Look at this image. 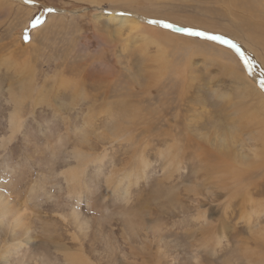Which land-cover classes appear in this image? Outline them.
Instances as JSON below:
<instances>
[{
	"label": "rangeland",
	"instance_id": "rangeland-1",
	"mask_svg": "<svg viewBox=\"0 0 264 264\" xmlns=\"http://www.w3.org/2000/svg\"><path fill=\"white\" fill-rule=\"evenodd\" d=\"M151 1L0 0V264H263V90L150 21L262 81L264 0Z\"/></svg>",
	"mask_w": 264,
	"mask_h": 264
},
{
	"label": "bare ground",
	"instance_id": "bare-ground-1",
	"mask_svg": "<svg viewBox=\"0 0 264 264\" xmlns=\"http://www.w3.org/2000/svg\"><path fill=\"white\" fill-rule=\"evenodd\" d=\"M109 1H112V2H119V0H109ZM126 2L127 3V5L129 4V5H132V6H134V4H137L138 3V0H120V2ZM146 2H149V1H151V0H145ZM218 3L220 2L221 4H224L225 2H227L228 4H230L233 8H240V9H242V10H246V9H253V6L251 5V4H249L248 2H246L245 0H216ZM102 2H104V1H101V4H102ZM152 2V1H151ZM224 2V3H223ZM91 3H92V5H99L100 4V2H99V0H91ZM106 3V2H105ZM116 4V3H115ZM227 4V5H228ZM100 7V6H99ZM1 8V7H0ZM97 8V7H96ZM127 8V7H126ZM115 10V9H114ZM228 10V9H227ZM229 11H231L230 9H229ZM233 11V10H232ZM238 12V11H237ZM114 13V12H113ZM133 13V12H132ZM241 13H242V11H241ZM240 13V14H241ZM233 14H235V13H233ZM232 14V15H233ZM262 16H260V18H261ZM127 18V17H126ZM125 18V20L123 21V25H126V27H127V25L129 26L128 28H130V30H136V31H138V29H142V27H143V29L145 28V29H149L150 31H154V30H156V29H151V28H148V27H144V25H141V24H143V23H141L140 22V20L138 21L137 19V21H135V19L134 20H132L131 19V21H129L128 19H126ZM138 18V17H137ZM156 19V18H155ZM162 20V19H161ZM155 26V25H154ZM155 27H157V26H155ZM154 27V28H155ZM235 27V26H234ZM172 29V28H171ZM172 30H174V29H172ZM174 31H176V30H174ZM176 32H178V31H176ZM181 32V31H180ZM170 35V34H169ZM169 35H168V37H169ZM178 37V36H177ZM174 38V37H173ZM169 41V40H168ZM165 42H166V40H165ZM179 42H177V44H178ZM184 45V44H183ZM211 45H212V43H211ZM227 46V45H226ZM158 48V47H157ZM227 48H229L228 46H227ZM231 48H229V50H230ZM240 49H241V52L244 54V56H246L247 58H248V60H249V63H245V60L244 59H242L241 58V56H240V54H238L234 49H231L230 50V54L231 55H233L234 57H236L237 55H234L235 53L236 54H238L239 55V58H240V60H241V62L243 63V65L245 66H243L244 68H245V70H246V75H247V77L253 82V85H255L256 86V88H257V83L258 84H260V86H261V81H260V79L258 78V76L255 74V72H253L252 71V67H251V64H252V61L254 62V64L256 65V68L257 69H259V67H258V63H257V61L255 60V58L250 54L249 55V53L247 52V51H245L242 47H240ZM232 52H234V54L232 53ZM164 55V54H163ZM231 55H229L231 58L233 57V56H231ZM237 58V57H236ZM157 60V59H156ZM227 60V59H226ZM170 61V60H169ZM231 62V61H230ZM235 62V61H234ZM170 63V62H169ZM168 63V64H169ZM166 64V63H165ZM227 64H229V63H227ZM170 65V64H169ZM172 65V64H171ZM21 66V65H20ZM26 68L25 67H23V68H21V71L23 72L24 70H25ZM228 70H230V72L232 73V72H235L236 73V67H235V65H232V64H229L228 65ZM260 70V69H259ZM161 71H163V70H161ZM174 72V71H173ZM32 73V72H31ZM29 75H30V79H32L34 76V74L32 73V74H30L29 73ZM30 81V80H29ZM76 88H78V87H76ZM254 88V87H253ZM262 88V87H261ZM94 90V89H93ZM259 90V89H258ZM262 90L263 91H261V90H259V92L262 94V95H264V88H262ZM260 94V95H261ZM263 98V97H262ZM264 106V105H263ZM17 111V110H16ZM131 112V111H130ZM16 116V115H15ZM17 117V116H16ZM12 119V118H11ZM16 119V118H15ZM18 119H20V118H18ZM22 120V119H21ZM254 120H256V117L255 118H253L252 120H251V122L250 123H253L254 122ZM13 121V122H12ZM10 122H12V126H13V130L15 129V130H19V128L17 129V124L19 123L18 122V120H14V119H12ZM21 124V123H20ZM18 126H19V124H18ZM14 133H15V131H13ZM198 138V137H197ZM259 151V150H258ZM264 151V150H263ZM262 155H264V153H262ZM262 158V157H261ZM260 158V159H261ZM222 162V161H221ZM203 165V164H202ZM229 165V164H228ZM227 167V166H226ZM231 167H233V166H231ZM229 173V172H228ZM227 173V174H228ZM228 176V175H227ZM231 179V178H230ZM233 180V179H232ZM238 182L240 183V184H242L241 182H243V177L241 176V177H239V179H238ZM238 183V185H240ZM236 184V183H235ZM239 187H241V185L239 186ZM238 187V188H239ZM13 192V191H12ZM240 192V191H239ZM241 193V192H240ZM13 194V193H12ZM22 202L17 198L16 200H14L13 198H12V196L8 193V192H6L4 189H3V187H1L0 186V225H2L3 224V221H2V219H8V218H11L12 216H13V222L16 224L15 226H14V228L15 229H17V227H19L20 225H21V223H22V221H21V219L23 218V211H24V208L22 209ZM23 210V211H22ZM15 231V230H14ZM22 243V242H21ZM30 243V242H29ZM27 245V244H26ZM24 246V245H23ZM16 247H18V246H16ZM47 249V248H46ZM82 248H80L79 247V252L80 253H83L82 252V250H81ZM254 249V248H253ZM84 257V256H83ZM261 258V257H260ZM84 259V260H83ZM80 260L82 261L81 263L82 264H87V262H85V258H81L80 257ZM255 262V261H254ZM253 262V263H254ZM258 261H256V263H257ZM262 262V261H261ZM263 264H264V262H263Z\"/></svg>",
	"mask_w": 264,
	"mask_h": 264
},
{
	"label": "snow or ice",
	"instance_id": "snow-or-ice-1",
	"mask_svg": "<svg viewBox=\"0 0 264 264\" xmlns=\"http://www.w3.org/2000/svg\"><path fill=\"white\" fill-rule=\"evenodd\" d=\"M37 22H39V21H37ZM150 23L162 24L163 27H165V28H172L176 31L184 32L187 35L198 36V37L205 38L207 40L217 41L221 44H225L229 48L234 49L238 54H240L241 58L245 60L246 64L249 63L248 58L246 56H244V54L241 52L240 46L238 44H236L235 42H233L231 39H228L222 35L211 34V33L206 32V31L194 30L192 28H177L175 25L170 24V23H166L164 21L153 20V21H150ZM33 26H35V24ZM261 87L264 88V80L261 81Z\"/></svg>",
	"mask_w": 264,
	"mask_h": 264
}]
</instances>
